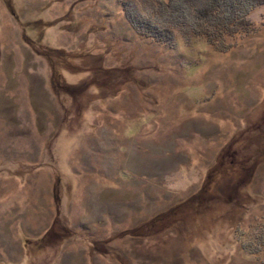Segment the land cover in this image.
<instances>
[{"label":"rangeland","instance_id":"obj_1","mask_svg":"<svg viewBox=\"0 0 264 264\" xmlns=\"http://www.w3.org/2000/svg\"><path fill=\"white\" fill-rule=\"evenodd\" d=\"M162 4L0 0V264L264 263V4L226 52Z\"/></svg>","mask_w":264,"mask_h":264},{"label":"trees","instance_id":"obj_2","mask_svg":"<svg viewBox=\"0 0 264 264\" xmlns=\"http://www.w3.org/2000/svg\"><path fill=\"white\" fill-rule=\"evenodd\" d=\"M162 1L159 15L163 16L164 13L161 12L167 7L171 11V19L175 26L191 24L196 36L206 38L221 52H226L230 48L224 43L225 38L250 29L252 24L248 18L249 14L257 6L264 4V0H166L168 4L164 6L165 2ZM127 5L126 15L140 34L162 42L174 41L175 32L171 26L166 24L163 26L153 19L145 18L135 6L130 3ZM154 13H157V10Z\"/></svg>","mask_w":264,"mask_h":264}]
</instances>
